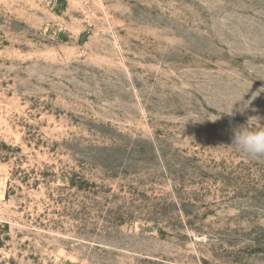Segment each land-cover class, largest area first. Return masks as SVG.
Here are the masks:
<instances>
[{"label": "rangeland", "instance_id": "obj_1", "mask_svg": "<svg viewBox=\"0 0 264 264\" xmlns=\"http://www.w3.org/2000/svg\"><path fill=\"white\" fill-rule=\"evenodd\" d=\"M256 117L264 0H0V264H264Z\"/></svg>", "mask_w": 264, "mask_h": 264}, {"label": "clouds", "instance_id": "obj_2", "mask_svg": "<svg viewBox=\"0 0 264 264\" xmlns=\"http://www.w3.org/2000/svg\"><path fill=\"white\" fill-rule=\"evenodd\" d=\"M264 119L256 117V120L249 124L237 126L233 130L232 145L240 152L250 158H264Z\"/></svg>", "mask_w": 264, "mask_h": 264}]
</instances>
